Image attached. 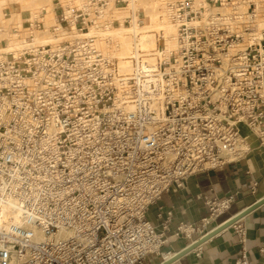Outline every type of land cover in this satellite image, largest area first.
<instances>
[{
  "label": "built area",
  "instance_id": "2783aa9c",
  "mask_svg": "<svg viewBox=\"0 0 264 264\" xmlns=\"http://www.w3.org/2000/svg\"><path fill=\"white\" fill-rule=\"evenodd\" d=\"M108 7L55 0V21L42 10L0 29V264H163L172 213L158 229L151 206L239 160L243 127L264 144V28L254 34L252 0L170 3L177 49L136 48L128 72L85 34ZM234 201L206 200L210 216L173 236L196 244ZM9 203L19 220H2ZM236 264L252 263L243 251Z\"/></svg>",
  "mask_w": 264,
  "mask_h": 264
},
{
  "label": "crops",
  "instance_id": "0c3cea01",
  "mask_svg": "<svg viewBox=\"0 0 264 264\" xmlns=\"http://www.w3.org/2000/svg\"><path fill=\"white\" fill-rule=\"evenodd\" d=\"M242 134L247 152L239 160L222 169L193 176L182 188L173 186L149 209L148 219L158 229L164 225L167 213H172L167 226L170 243L165 248L171 255L187 248L186 240L173 236L177 227L197 224L210 216L206 200L235 197L230 210L213 222L215 227L264 198V144L245 127ZM240 228L246 233L244 242L237 233ZM243 251L252 264H264V205L172 264H236Z\"/></svg>",
  "mask_w": 264,
  "mask_h": 264
},
{
  "label": "bare ground",
  "instance_id": "6f19581e",
  "mask_svg": "<svg viewBox=\"0 0 264 264\" xmlns=\"http://www.w3.org/2000/svg\"><path fill=\"white\" fill-rule=\"evenodd\" d=\"M66 1V0H62ZM128 6L117 7L116 0H110L109 7L100 16L90 15L85 22V34L97 39L101 51L107 56L116 57L119 67L123 71H130V58L134 49L138 48L149 54L158 55L161 53V46H165L169 52L177 49L176 27L165 16L164 10L169 2L178 0H126ZM257 11L264 10V0L253 1ZM112 3V5H110ZM53 4V0H0V27L11 33L14 28L22 27L24 24V13L30 12L31 17L36 16V10L46 8ZM18 6L19 11H13ZM10 9V15L5 10ZM140 10L143 16H140ZM55 10L47 13V21L56 20ZM135 16L144 25L136 28H128L125 20ZM259 18V17H258ZM116 22L113 28L108 27V23ZM256 26L255 35L264 28V19L260 18L253 22ZM4 26V27H3ZM164 35V39L160 38ZM111 40V42H109ZM19 42H12L11 47H19ZM13 217L20 219V214L14 204L9 203L2 207L1 218L6 220ZM62 237L66 236L61 232ZM38 240H43L41 234H37Z\"/></svg>",
  "mask_w": 264,
  "mask_h": 264
},
{
  "label": "water",
  "instance_id": "95a60500",
  "mask_svg": "<svg viewBox=\"0 0 264 264\" xmlns=\"http://www.w3.org/2000/svg\"><path fill=\"white\" fill-rule=\"evenodd\" d=\"M263 205H264V198L261 199L260 201H258L257 203H255L254 205H252L251 207H249L248 209H246L245 211H243L240 214L236 215L235 217L225 221L224 223L219 225L212 233H210L209 235H207L203 239L199 240L196 244H194V245L186 248L185 250L175 254L171 259H169L168 261H166L163 264H172V263L176 262L177 260L181 259L182 257H184L185 255L193 252L194 250H197L203 244H205L207 241H209L210 239L215 237L217 234H219L222 231H224V230L236 225L238 222H240L247 215H249L253 211L257 210L258 208H260Z\"/></svg>",
  "mask_w": 264,
  "mask_h": 264
},
{
  "label": "rangeland",
  "instance_id": "374dc122",
  "mask_svg": "<svg viewBox=\"0 0 264 264\" xmlns=\"http://www.w3.org/2000/svg\"><path fill=\"white\" fill-rule=\"evenodd\" d=\"M109 1V3H110V0H108ZM117 1V0H116ZM252 1H255V0H252ZM118 4H117V7L118 8H123V7H126V6H128V3L127 4H125V3H120V2H117ZM170 3H172V2H169L168 4H167V6L170 4ZM54 5H55V0H53V4L52 5H50V6H47L46 8H44L45 9V13H53V8H54ZM110 5H112V3L110 4ZM167 6H166V8H167ZM254 6H255V3H254ZM247 8H248V5H242V9H243V11L245 12V11H247ZM255 9H257L256 8V6H255ZM43 9H40L39 11H42ZM166 10V9H165ZM165 10H164V14H165ZM10 9H7V10H5V13L6 14H8V15H10L9 13H10ZM13 11H19V7L18 6H16L14 9H13ZM36 13H38V10H36ZM30 12H25L24 13V24H25V21H26V19L28 18V17H30ZM256 14H257V19H260V18H262V19H264V10H262V11H256ZM144 14H143V11L142 10H140V16L141 17H144L143 16ZM259 17V18H258ZM126 21V20H125ZM24 24H23V26H24ZM116 25V22H114L113 23V26L111 27V28H113L114 26ZM126 25V27H128V28H131L129 25H128V23H126L125 24ZM142 25H144V24H142ZM22 26V27H23ZM4 27V26H3ZM22 27H17V28H22ZM5 28V27H4ZM4 28H1L0 27V29H3L4 31H6L7 32V30H5ZM14 29H16V28H14ZM246 148L245 147H243V150H245Z\"/></svg>",
  "mask_w": 264,
  "mask_h": 264
}]
</instances>
